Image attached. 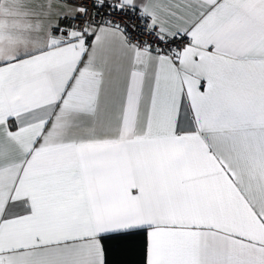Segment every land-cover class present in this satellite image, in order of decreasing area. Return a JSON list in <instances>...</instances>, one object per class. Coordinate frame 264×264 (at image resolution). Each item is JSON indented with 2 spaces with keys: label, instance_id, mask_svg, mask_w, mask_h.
<instances>
[{
  "label": "snow or ice",
  "instance_id": "obj_1",
  "mask_svg": "<svg viewBox=\"0 0 264 264\" xmlns=\"http://www.w3.org/2000/svg\"><path fill=\"white\" fill-rule=\"evenodd\" d=\"M0 264H264V0H0Z\"/></svg>",
  "mask_w": 264,
  "mask_h": 264
},
{
  "label": "trees",
  "instance_id": "obj_2",
  "mask_svg": "<svg viewBox=\"0 0 264 264\" xmlns=\"http://www.w3.org/2000/svg\"><path fill=\"white\" fill-rule=\"evenodd\" d=\"M135 246H136L137 248H140V247L143 246V242H142L141 240L137 239L136 242H135ZM110 259H112V260H118V259H132V260H138L139 257H138V256H133V255H130V256H128V257H122V256H119V255L113 254V255L110 257Z\"/></svg>",
  "mask_w": 264,
  "mask_h": 264
}]
</instances>
